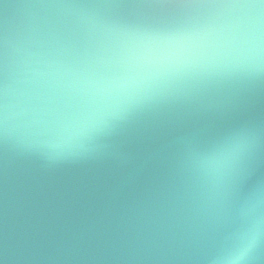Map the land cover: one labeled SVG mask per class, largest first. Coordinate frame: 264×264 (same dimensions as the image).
<instances>
[{"label": "water", "instance_id": "obj_1", "mask_svg": "<svg viewBox=\"0 0 264 264\" xmlns=\"http://www.w3.org/2000/svg\"><path fill=\"white\" fill-rule=\"evenodd\" d=\"M245 0H0V264H220L258 232L264 264V67L161 81L71 150L5 127L22 61L124 34L193 30ZM259 2V0H256ZM228 149V162H205Z\"/></svg>", "mask_w": 264, "mask_h": 264}, {"label": "clouds", "instance_id": "obj_2", "mask_svg": "<svg viewBox=\"0 0 264 264\" xmlns=\"http://www.w3.org/2000/svg\"><path fill=\"white\" fill-rule=\"evenodd\" d=\"M226 11L193 30L168 35L124 34L95 54L64 61L51 52H29L22 61L16 104L4 105L2 120L23 136L51 132L58 152L83 145L161 81L190 72L220 69L255 72L264 67V0L224 6ZM228 149L206 166L219 171ZM258 232L242 233L220 264H248Z\"/></svg>", "mask_w": 264, "mask_h": 264}]
</instances>
